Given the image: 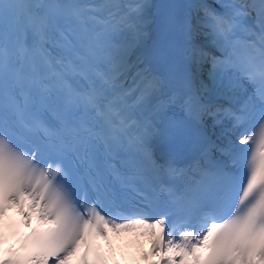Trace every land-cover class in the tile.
I'll return each mask as SVG.
<instances>
[{"label":"snow or ice","instance_id":"1","mask_svg":"<svg viewBox=\"0 0 264 264\" xmlns=\"http://www.w3.org/2000/svg\"><path fill=\"white\" fill-rule=\"evenodd\" d=\"M125 234L264 264V0H0V264Z\"/></svg>","mask_w":264,"mask_h":264},{"label":"bare ground","instance_id":"2","mask_svg":"<svg viewBox=\"0 0 264 264\" xmlns=\"http://www.w3.org/2000/svg\"><path fill=\"white\" fill-rule=\"evenodd\" d=\"M118 245H123L127 260L131 264H144V259H142L141 249L135 242V237L130 234H125L120 237H115ZM147 241H143V246Z\"/></svg>","mask_w":264,"mask_h":264}]
</instances>
